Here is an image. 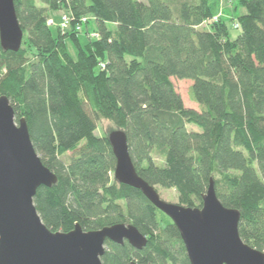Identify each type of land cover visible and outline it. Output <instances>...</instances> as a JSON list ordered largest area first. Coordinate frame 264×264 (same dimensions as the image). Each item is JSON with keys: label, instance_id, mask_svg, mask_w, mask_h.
<instances>
[{"label": "trees", "instance_id": "16d2710c", "mask_svg": "<svg viewBox=\"0 0 264 264\" xmlns=\"http://www.w3.org/2000/svg\"><path fill=\"white\" fill-rule=\"evenodd\" d=\"M220 1L13 0L23 39L17 53L0 48V96L57 177L33 198L43 224H129L147 239L140 251L107 241L102 264H189L170 219L112 178L111 147L94 135L102 117L125 132L138 176L174 189L181 206L200 209L213 180L222 206L240 212V239L264 253V0ZM58 11L70 18L66 34L47 25ZM82 19L97 35L85 44ZM171 78L192 82L197 110Z\"/></svg>", "mask_w": 264, "mask_h": 264}, {"label": "water", "instance_id": "95a60500", "mask_svg": "<svg viewBox=\"0 0 264 264\" xmlns=\"http://www.w3.org/2000/svg\"><path fill=\"white\" fill-rule=\"evenodd\" d=\"M22 39L13 0H0L1 50L17 53ZM106 139L116 161L113 179L139 191L170 219L189 264H264V253L240 239V212L222 206L213 180L202 196L200 209L167 203L136 173L125 132L111 131ZM56 182L57 177L33 149L25 119L16 123L8 98L0 96V264H102L107 241L117 245L127 242L138 251L146 247V237L129 224L91 232H84L78 224L69 233L49 230L33 198L39 187L49 188Z\"/></svg>", "mask_w": 264, "mask_h": 264}, {"label": "rangeland", "instance_id": "374dc122", "mask_svg": "<svg viewBox=\"0 0 264 264\" xmlns=\"http://www.w3.org/2000/svg\"><path fill=\"white\" fill-rule=\"evenodd\" d=\"M231 1L232 0H221L220 3H221L222 7H230L232 5ZM237 14H238V16L241 17L244 15V11L238 10ZM63 15H66L64 13V11L50 12L49 13V20L47 21V25L51 23L52 25H50V26H52L53 31H54V27H56V28H59L61 30L62 34H66V33L70 32L71 29L69 26H66L64 28H63V26H61L60 19ZM87 22L88 21H86L85 23H87ZM93 25H94L93 22H91V20H90V24H88V25L84 24V26L81 29V32H79V34H80L79 39L82 42V44H85L88 39L94 38L92 36L94 34ZM108 27L110 29L113 28V26H111V25H108ZM230 30H231V35L233 37L237 36L239 34V31L232 30V29H230ZM67 48H68V51L71 54V56L76 55L75 48L73 47V45L69 41H67ZM170 80H171V83H172L176 93L180 96L184 107L188 108V109L197 110L198 106L190 100L189 90H190V87L192 85V82L189 80H178L175 78H171ZM191 128L193 130H197L195 127H191ZM117 129L118 128L111 121H109L105 117L104 118L102 117L99 119L97 129H96L94 135L98 138L106 137L111 131H114ZM155 161L158 165L162 164V161L160 159L156 158ZM112 178H113V175H112ZM156 190H157L160 198L163 201H165L167 203H171V204L180 205L179 200H178V194L176 193V191L174 189H164L161 187H156Z\"/></svg>", "mask_w": 264, "mask_h": 264}, {"label": "built area", "instance_id": "2783aa9c", "mask_svg": "<svg viewBox=\"0 0 264 264\" xmlns=\"http://www.w3.org/2000/svg\"><path fill=\"white\" fill-rule=\"evenodd\" d=\"M85 22H86V19H82V20H81V23L78 24V25L76 26L75 30H76V31H80L81 28H82V25H83ZM69 23H70V18H69L67 15H63V16L61 17V19H60V24H61V26H63V28H64V27H66V26H69ZM48 25H52V24L50 23V24H48ZM234 28H236V26H235ZM92 36H93L94 38H97L96 33H94ZM101 68H104V66L101 65Z\"/></svg>", "mask_w": 264, "mask_h": 264}]
</instances>
